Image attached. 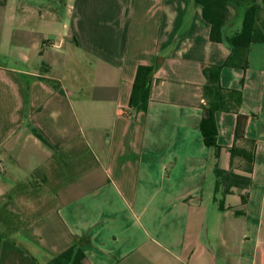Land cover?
Here are the masks:
<instances>
[{"label":"crops","instance_id":"0c3cea01","mask_svg":"<svg viewBox=\"0 0 264 264\" xmlns=\"http://www.w3.org/2000/svg\"><path fill=\"white\" fill-rule=\"evenodd\" d=\"M73 2L63 19L0 6L1 206L15 201L5 174L61 177L52 209L16 231L29 246L3 239L0 264H51L71 248L83 264H264V44L246 71L221 73L223 88L242 91L240 147L254 162L251 174L232 166L237 115L217 113L220 169L252 180L220 211L200 129L203 66L223 65L230 47L210 41L194 0ZM154 65L148 111L137 112V69Z\"/></svg>","mask_w":264,"mask_h":264},{"label":"trees","instance_id":"16d2710c","mask_svg":"<svg viewBox=\"0 0 264 264\" xmlns=\"http://www.w3.org/2000/svg\"><path fill=\"white\" fill-rule=\"evenodd\" d=\"M201 9L202 18L210 25V41L226 44L230 47L231 54L221 66H203V73L207 83L204 86L205 104L202 106L204 119L201 123V133L205 145L215 150L216 165L214 202L217 209L225 210V200L234 188L249 189L251 178L237 175L233 170L220 169L217 160L222 148L218 145V129L216 125L217 113H230L237 115L235 141L232 148L231 164L241 159L245 171L249 174L253 170L254 157L240 145L246 140V127L248 117L240 114L243 104L241 90L223 88L220 82L224 68H234L246 71L249 68V52L254 44H264V0H194ZM6 0H0V6L6 5ZM241 19V28H236V20ZM157 65L139 66L137 69L129 107L137 112H147L151 99L153 76ZM34 134L47 144L43 136L36 130ZM6 208L7 207L3 206ZM0 221L6 224L7 230L13 228V222H8L4 214L0 213ZM21 223V222H20ZM3 237L0 233V245ZM84 253L71 248L62 256L51 261V264H83Z\"/></svg>","mask_w":264,"mask_h":264},{"label":"rangeland","instance_id":"374dc122","mask_svg":"<svg viewBox=\"0 0 264 264\" xmlns=\"http://www.w3.org/2000/svg\"><path fill=\"white\" fill-rule=\"evenodd\" d=\"M9 3V7L14 6H34L39 8H51L55 11L59 18L63 19L68 11V6L74 5L73 0H6ZM236 28H241V19L235 21ZM40 164L39 160L37 161ZM13 165L12 163H9ZM37 166L35 168H37ZM17 167V166H16ZM18 168V167H17ZM30 168L24 166L23 168H18L20 173L16 176L18 183L14 181L13 176L3 175V179L7 178V183H13V195H15V201L13 204L8 206L7 211L5 207H2V201L0 202V213L4 214V218L13 223V228L7 230L6 224L0 221V233L2 234L4 241L10 248L18 247L19 250L22 248H27L25 239L20 240L18 238V233L16 232L22 225H30L31 220L37 218L40 215H44L49 212L54 204V198L58 185L56 184L60 181L61 177L56 175L45 174V169H39V173L29 172ZM54 180L56 183H54ZM3 185V182L2 184ZM19 189V190H18ZM4 202V201H3ZM14 212V213H13ZM13 213V214H12ZM20 218L22 223H20ZM17 241V245H15Z\"/></svg>","mask_w":264,"mask_h":264}]
</instances>
